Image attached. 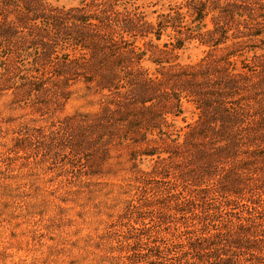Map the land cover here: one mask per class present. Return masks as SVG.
<instances>
[{
    "label": "trees",
    "instance_id": "16d2710c",
    "mask_svg": "<svg viewBox=\"0 0 264 264\" xmlns=\"http://www.w3.org/2000/svg\"><path fill=\"white\" fill-rule=\"evenodd\" d=\"M195 44L205 55L184 63ZM72 99L97 108L40 136L18 124L3 160L37 140L74 175H110L123 154L151 195L120 217L111 264H264V0H0L4 109L52 117Z\"/></svg>",
    "mask_w": 264,
    "mask_h": 264
},
{
    "label": "rangeland",
    "instance_id": "374dc122",
    "mask_svg": "<svg viewBox=\"0 0 264 264\" xmlns=\"http://www.w3.org/2000/svg\"><path fill=\"white\" fill-rule=\"evenodd\" d=\"M51 1L65 6L78 3ZM206 50L195 44L185 52L182 61L196 62ZM85 103L86 100L72 99L52 115L54 120L34 115L29 109H4L3 102L0 103V264H111L114 258L124 255L121 237L129 226L120 217L129 202L145 203L151 191L137 182L138 175L126 174L129 164L123 163V154L122 161L115 165L116 172L110 175H74L65 149L42 151L35 147L37 140L36 151L3 160L18 124L40 136L76 110H96L95 105ZM184 108L186 121H195V107L186 103ZM136 186L142 189L137 191ZM157 195H161L160 190ZM145 211L142 216L154 225L148 233L150 237L154 231L162 230V225L154 210ZM190 220L181 217L184 223L190 224ZM165 230L174 232L175 223ZM188 236L179 235L182 240ZM168 237L164 242L171 244ZM172 250L175 253L176 249Z\"/></svg>",
    "mask_w": 264,
    "mask_h": 264
}]
</instances>
